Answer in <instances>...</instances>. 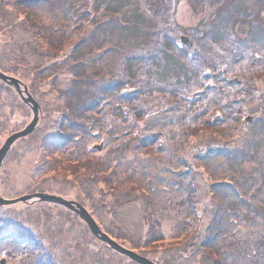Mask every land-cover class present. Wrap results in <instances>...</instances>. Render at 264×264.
Instances as JSON below:
<instances>
[{
	"label": "trees",
	"instance_id": "1",
	"mask_svg": "<svg viewBox=\"0 0 264 264\" xmlns=\"http://www.w3.org/2000/svg\"><path fill=\"white\" fill-rule=\"evenodd\" d=\"M58 1L11 0L10 2L0 0V37L4 39H0L2 40L0 41V71L23 82L40 105V120L35 131L17 140L7 156L16 146L21 148L19 157L39 151L40 155L33 172L40 175L49 171L46 175H49L51 179H54L53 176H61L62 183H71V189H77L79 183L83 182L82 179L88 174L89 179L85 180L87 184L92 187L101 186L104 189V200L93 202L97 207L104 205L107 209H113L112 207L132 204L142 199L144 207L146 206L145 215L148 223L149 240L147 239V242L153 248L143 250L146 248L143 246L141 250L139 247L137 249L143 254L158 256L159 259L157 257L152 259L155 264H182L184 255L176 256L178 251L186 253V247H195L199 245L198 243L207 250L206 242L227 236L222 229L224 227L212 224L208 227L214 230L213 233L207 227V229L197 230L193 236H185V240L183 232L179 231L180 227L177 229L178 233L174 235L176 238H167L164 233L158 236L153 228L152 219L154 218H151L149 210L154 200L139 197V192L136 190L142 189L137 188L134 182L122 181L120 169L117 166L112 167L110 161H106L110 164L107 165L101 163V160L93 159L90 153H101L105 145L102 150H98L97 147L92 150L86 144L93 138L92 127L97 128L99 125L100 112L108 111L111 116L119 120L121 110L118 107L133 103L132 97L137 93L136 90L129 93L124 92L125 82L122 76L116 78L120 66V64L116 65L117 52L121 49L117 46L110 48L102 45L107 43L108 36L124 38L125 35L127 37L141 35L143 25L137 20V16H140L139 2L141 3V0H134V2L125 0L128 4L124 5V8L132 6L137 14L134 16L133 23L122 24L118 19L122 16L120 11L123 5L117 3L116 0H80L78 1L80 3L77 7L78 12L72 15ZM256 1L259 4L262 0H234V4L239 2L240 9H233L229 16L219 19L217 17V27L215 24L209 25L210 28L213 26L216 29L206 39L208 41H203L207 43V50H204L205 47L200 44H194L193 48L183 45L181 42L183 32H180L179 37L169 36V32L165 36L164 32L163 35L161 34L163 43L160 59L154 54L144 59L134 57L128 60H131L132 67L128 66L126 69L121 67L119 71L120 73L126 71V76L129 75L130 78L136 79L142 76L140 71L146 68L143 66L145 62L148 69L152 70L149 83L145 84L147 87L145 95L148 98L156 94L177 96L173 98L175 101L173 106L167 109L171 117L154 118L151 125L147 126L162 128V131L156 137L148 135L141 140L140 145L150 147V150L151 147L160 148L162 147L161 139L165 132L167 133L165 130L171 129V134L167 135L173 137L175 132H180L177 126L180 127L181 124L186 126L184 134H179V146L183 135L191 138L192 141L198 140L201 145V154L198 159L205 160V166L225 159L227 164L236 170L234 174H238V179L236 178L239 180L238 187L246 183L242 191L245 198L250 201L256 198L258 207L263 208L264 112L261 111L264 108V41L263 37L255 32V30L258 31L259 26L255 27V30L251 29L249 20L252 19L246 17L252 13V3ZM159 2L160 0H153L152 4L159 8ZM11 4L10 12H5ZM48 11L49 13L55 11L54 20L52 16L46 17V14L50 15ZM238 15L242 20L232 18ZM254 17L257 19V16ZM107 19L112 20L106 22ZM101 23L104 25L101 26ZM262 27V33H264V22H262ZM92 29L97 32L99 30L100 35L97 36ZM172 31L176 30L173 28ZM190 37L192 38V35ZM256 46L255 49H258L260 54L250 59V50ZM248 47L251 49L249 50ZM111 49L118 50L114 57L111 56ZM139 52L141 54L143 50ZM29 57L35 60L32 64H29ZM123 66L126 65L123 64ZM136 83H139L138 80ZM3 95L11 98L7 103L0 99L2 143L19 127L23 128L33 116L30 106L23 102L15 88L0 80V96ZM158 101L162 102V98ZM252 101L257 104L248 110V104ZM115 103L119 105L117 109H115ZM3 107L8 110V114L4 117L1 116ZM173 107H179L180 111L186 108L194 114L185 111L183 116L178 115L173 111ZM135 113L140 115L138 111ZM191 113L190 119H184ZM219 114L221 117H216ZM110 115L104 114V118L107 120ZM124 115L127 118L129 113L124 112ZM213 115L216 118H213ZM172 116L174 117L173 122ZM247 116L254 118L253 124L241 120ZM261 121L263 124L260 123ZM10 125H12L11 128ZM104 126L108 129L112 127V124H104ZM112 129L117 131L115 127L109 130ZM167 135L166 137H169ZM83 139L85 147L81 145ZM169 139L171 141V137ZM174 141L173 139L172 142ZM244 165L249 166L248 170H243ZM196 169L194 168L193 172H196ZM122 172L129 174L128 178L133 180L135 171H130L127 165L123 167ZM105 176L106 179L103 180ZM1 179L0 195L2 196L1 187L4 185V178ZM43 182H46L45 177ZM157 186H160L159 181H157ZM172 186L168 187L170 191ZM181 187L184 189L185 196L186 193L188 195L191 192L184 184H181ZM230 188L236 189L234 185ZM155 191L158 192V190ZM230 193L228 198L234 199L231 191ZM98 194L102 192L99 191ZM88 198H79L78 201L93 216V213L85 206ZM40 203L62 210L55 218L53 215L48 216L49 212H47L48 215L43 214L42 219L55 220L45 223L47 225L45 231L48 232L46 230L48 227L51 229L52 240L44 235L45 231L41 234L35 232L38 235L36 237L30 234L29 223L31 221L24 223V221L27 222V216L8 217L6 221L0 219V248L4 249L1 251L5 252L3 256L8 264L13 261L17 264H26L27 261L30 264H59V262L70 264L71 257L80 256V254L87 255L93 260L95 257L92 255L91 257L87 251L90 245L85 240L75 239L77 237L74 234H78V230H74V224L69 223L70 220L65 218L68 217L66 212L74 215V218L84 225L83 227L91 237L95 238L79 216L57 204L42 203L36 199L25 203L20 202V205L37 210L36 205ZM235 204L239 205L238 202ZM241 206L243 207L242 204ZM12 208V206H0V210L7 214L12 211ZM204 209L205 207L202 211ZM261 211L262 209L256 213ZM188 212V216L192 218L197 215L193 213V210ZM31 213L28 212V214ZM59 214H61L60 217H58ZM253 221L255 222V219ZM31 225L41 228L43 223H32ZM154 234H156L155 237ZM254 237V239L263 240L264 243V235L254 234ZM80 242L82 243L81 248L78 246ZM250 246L252 257L249 256L248 259L251 263L259 262L263 257L261 255L264 254V246L260 245V242H254L253 239ZM92 251L94 252L93 249ZM57 252H59L58 256L62 257H56ZM113 253L120 255L114 251ZM228 253L229 251L221 259L215 261L206 258L203 264H229V261L232 264L233 259L230 260L231 256H228ZM125 259L135 264L128 258L125 257ZM102 261L103 258L98 262ZM103 263L112 264L107 261Z\"/></svg>",
	"mask_w": 264,
	"mask_h": 264
},
{
	"label": "rangeland",
	"instance_id": "2",
	"mask_svg": "<svg viewBox=\"0 0 264 264\" xmlns=\"http://www.w3.org/2000/svg\"><path fill=\"white\" fill-rule=\"evenodd\" d=\"M9 1L11 2V0ZM78 1L80 0H59L58 2L72 15V13L78 12L77 7L80 4ZM152 1L153 0H141V3L139 2L140 16H137V20L143 25L141 27L143 30L141 35L130 37L125 35L124 38H122V36H108L106 38L107 43L102 45L109 46L110 48L117 46L121 49L119 51L111 49L112 57H114L115 52L118 51V62L116 65L120 64V66L118 67L116 78L122 76L125 82L124 92L129 93L136 90L137 93L132 97L133 103L122 106L115 103V109L119 106L118 108L121 110V117H119V120L111 116L108 111L100 112L99 125H97V128L92 127L94 132L93 138L88 140L86 144L92 150L94 147L96 148V146L104 144L105 149L101 153L92 152L90 155L94 157V160H101L100 162L103 164H107V162L110 161L112 167L117 166L120 169L122 181L134 182L137 188L143 190H136L140 193H138L139 197H146L149 200H154V204L152 208L149 207V210L151 218H154L152 219V223L154 222L153 228L158 236L164 233L167 238H173L175 237L174 235L178 233L177 229L180 227L181 230L179 231L183 232V239L185 240V236H193L197 230L207 229V227L212 224L224 227L222 229L227 233V236L223 239H215L209 243L206 242L208 245L207 250L204 247L202 248L200 243H198L199 245H195V247H186V253L178 251L176 256L184 255L182 257V264H203L206 258H211L212 261H215L221 259L228 251V256H231L230 260L231 258L233 259V261H231L232 264H264V254L261 255L263 257L259 262L251 263L248 259L250 258L249 256L252 257V252L250 251L252 239L254 242H260V245L262 244L264 246L263 240L254 239V234L264 235V207H258L256 204L258 200L256 198L251 199V201L245 198L242 191L245 189L246 183H242V185L238 187V174H234L236 170L231 165H228L225 159L216 161V163H209L210 165L205 166V160L201 161L198 159V156L201 154V145L198 140L192 141L191 138H186L183 135L181 137L182 142L179 146V134L182 135L186 131L184 130L186 126L182 124L180 127L177 126L181 133L175 132L173 137L167 135L171 134V129L165 130L167 133L165 132L161 139L162 147H151L150 150V147L140 145L141 140L145 139L148 135L150 137H156L158 133L162 131V128H149L147 126L149 124L151 125L154 118H160V116H162V118H170L171 116L167 109L173 106L175 103L173 98L177 96L171 97L167 94L170 96L168 97L163 94H156L148 98V96L145 95L147 90L145 84L148 85L152 73V70L148 69L147 63L145 62L143 66L146 68L140 71L142 76L136 77V79L130 78L129 75L126 76V71L121 73L119 71L121 67L124 69L128 66L132 67L130 63L131 60H128L134 57H141L144 59L146 56L149 57L154 54L156 58L158 57L160 59L163 43L161 34L163 35L164 32L165 36H167L166 34L169 32V36L173 37H179L180 32H183L184 34L182 36L189 37L194 44L203 45L205 47L204 50H207V43L204 42L208 41L206 39L210 37L212 35L211 33L216 29L213 26L210 28L209 25L215 24L217 27V17L219 19L223 16H229L231 15L230 13L233 12V9H240L239 2L234 4V0H160L159 8H156L153 6ZM262 1L259 4L257 1L255 3L253 2L252 13L246 17L252 19L249 20L251 29L255 30V27L259 26L258 31L255 30V32L260 34L264 41V33H262L264 3H262ZM116 2L123 5L122 11H120L122 16L118 19L119 22L121 24L133 23L134 16L137 14L133 10V7L124 8V5L127 6L128 4L125 0H116ZM132 2H134V0ZM11 9L12 4L5 12H10ZM47 13H49V11ZM49 14L50 15L46 14V17L52 16L54 20L55 11ZM254 16H257V19H255ZM232 18L242 20L240 15L237 17L233 16ZM110 20L112 19H107L106 22ZM257 22L259 24H257ZM113 23L114 22H112V24ZM102 24L104 25V23H101V26ZM173 28L176 30L175 32L172 31ZM92 30L97 36L100 35L99 30L98 32L94 31V29ZM171 31L172 33H170ZM190 35L194 38L192 39ZM244 35L246 34L244 33ZM0 39L4 40L3 37H0ZM257 46L253 49L248 47L249 50L251 49L249 53L250 59L260 54L259 50L255 49ZM141 49L143 52L140 54L139 51ZM256 50H258V52ZM32 59V57H29V64L35 61ZM123 64L126 66H123ZM139 70L140 69H138V71ZM136 80H138L139 83H136ZM10 98L11 97H7L6 95L0 96V99L6 103L10 101ZM159 98H162V102L158 101ZM253 101L248 104V110L257 104ZM133 111H138L140 115H137V113ZM173 111L182 116L185 114V111L187 113L192 112L186 108H182L180 111L179 107H173ZM124 112L129 113L127 118H125ZM261 112H264V108ZM192 113L185 116L184 119H190ZM7 114V108L3 107L1 116L4 117V115ZM104 114H108L110 117L106 120ZM216 117L220 118L221 115L219 114ZM216 117L213 115V118ZM246 118H241V120L243 119L245 122ZM173 120L174 117L172 116V122ZM31 121L32 118L23 128L19 127L17 131L24 129ZM260 123L263 124L262 121ZM104 124H112V127H115L117 131L114 129L109 130L112 127L106 129ZM11 126L12 125H10V128ZM166 135L171 137V141ZM6 136L5 134V137ZM1 139L2 138H0V148L4 144L1 142ZM173 139L175 140L174 142H172ZM81 145L85 147L84 139L81 141ZM16 147L11 151L10 155L4 159L0 168V178H4V185L1 187V194L4 198L15 199L23 195L45 194L79 202V198L86 199V197H89L85 206L93 213L94 219H96L101 229L107 233L111 239L122 247L132 250L141 256L148 257L150 260H154L156 257L158 258V256L146 253L143 254L142 251H139L143 246L146 247L143 250H151L153 248L148 245L149 242H147V239L149 240L148 223L145 215L146 206L144 207V201L142 199L132 204L112 207L113 209H107L104 205H102V207L94 206L93 202L104 200L105 194L101 186L92 187L87 184L85 180L89 179L88 174L82 179L83 182L79 183L77 189H71V183H62L61 176H53L54 179H51L49 175H46L49 171L40 175L33 172L34 165L40 155L39 151H34L24 157H19L21 148ZM120 165L122 166L121 168L119 167ZM125 165L129 167L130 171H135L133 177L134 181L128 178L129 174L122 172ZM187 166H189V168ZM250 166H252V164H250ZM194 168H197L196 172H193ZM248 168V165L243 166V170H248ZM44 177L46 182H43ZM105 179L106 176L103 180ZM157 181H159L160 186H157ZM181 184H184L189 189L188 191H191L188 195L186 193L185 196ZM169 185H173L171 191L168 188ZM231 185H234L236 189L232 190L230 188ZM153 189L158 190L159 193L155 190L152 191ZM99 191H101L102 194H98ZM230 191L234 195V199L228 198L231 194ZM74 193H76V195ZM235 202H238L239 205H236ZM12 207V211L8 212L9 214L0 210V219L6 221L8 217L27 216V222L24 221V223L26 224L29 223L28 221H31L29 223V233L33 234L34 237L45 231V227L47 226L45 223L55 221L42 219L44 213L48 215L47 212H49L48 216L53 215L55 218L57 213L62 211L56 207L42 205L41 203L36 205L37 210L29 209L26 206L20 205V203L12 205ZM204 207L205 209L202 211ZM261 209L262 211L260 213H256ZM189 210H193V213L197 214L195 218L188 216ZM29 211L32 213L28 214ZM63 212L66 211L63 210ZM66 213L69 217H65L66 220H70L69 223L74 224V230H78V234H74V236L77 237L75 239L78 241L85 240L87 244L90 245V247H87L88 253H90V256L92 255L95 257L92 260L87 255L82 256L80 254V256H72L73 259L71 257V260L73 263L71 262L70 264H104V261L112 262V264H133L125 259L124 256L113 253L110 248L104 246L97 239L92 238L83 227L84 225L74 218V215L68 212ZM60 215L61 214H59L58 217H60ZM226 219H228V221H226ZM254 219L256 223L253 221ZM32 223H43V226L41 228H35L31 225ZM208 228L212 233L214 232L210 227ZM46 230H48L49 233L45 231L44 235L52 240L50 234L51 229L48 227ZM187 232L188 234H185ZM205 232H207V230ZM156 234H154V237ZM75 239L72 238L74 242ZM81 244V242L78 244L80 248ZM59 247L61 248V245H59ZM138 247L139 249H137ZM168 247L167 245V248ZM56 249H58L57 246ZM1 250L4 249L0 248V261L4 258L3 254L5 253ZM58 253L59 252L56 253V257H62L58 256ZM34 258H36V256ZM102 258L103 261L99 263L98 261ZM9 264H17V262L13 261ZM26 264L30 263L27 261ZM59 264H61V262H59Z\"/></svg>",
	"mask_w": 264,
	"mask_h": 264
},
{
	"label": "water",
	"instance_id": "3",
	"mask_svg": "<svg viewBox=\"0 0 264 264\" xmlns=\"http://www.w3.org/2000/svg\"><path fill=\"white\" fill-rule=\"evenodd\" d=\"M181 42L182 44L188 46L189 48H192L194 46L193 42L189 37H185V36L181 37ZM0 80L14 87L18 95L21 97V99L31 107L33 112V119L30 122V124L26 126L23 130L18 131L12 134L11 136H9L4 142L3 146L0 148V168H1V165L6 155L10 151L13 144L17 140L21 138H25L35 131L40 118V105L32 97V95L28 90V87L24 85L19 79L12 76H8L0 71ZM245 121L251 124L253 122V118L247 117ZM97 148L98 150H102L103 145H99L97 146ZM33 199H37L43 203L57 204L74 212L80 217L82 221L86 223L91 234L95 238H97L102 243L106 244L109 248H111L113 251L117 252L118 254L127 257L132 262L136 264H155L146 257H143L132 250L122 247L116 241L111 239L106 233H104L100 229L99 225L96 223L95 219L91 216L88 210L82 204L76 201H69L60 197L45 195V194L24 195L16 199H5L2 196H0V206H10L20 202L25 203ZM6 263L7 261L5 259L1 260L0 262V264H6Z\"/></svg>",
	"mask_w": 264,
	"mask_h": 264
}]
</instances>
